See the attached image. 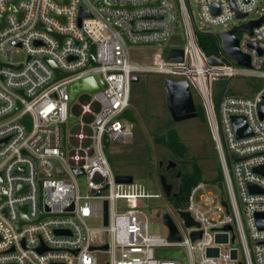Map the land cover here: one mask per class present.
Instances as JSON below:
<instances>
[{"label":"built area","instance_id":"1","mask_svg":"<svg viewBox=\"0 0 264 264\" xmlns=\"http://www.w3.org/2000/svg\"><path fill=\"white\" fill-rule=\"evenodd\" d=\"M195 1L201 23L198 32L207 33L205 25H226L236 19L242 21L234 25L239 26L264 16L261 0ZM12 2L14 8L9 9ZM187 3L0 0L4 15L0 25V264H98L94 251L109 253L104 264H184L181 258L155 255L156 248L168 247L180 248L187 264H264V228L256 219L257 213H264V115L258 112L264 105V83L251 97L223 93L216 103L210 91L211 81L236 75L264 81V21L251 33L240 31L237 36L235 32L239 50L250 58V66H241L223 50L219 36L216 53L206 55L199 49ZM81 11L86 15L79 18ZM176 11L183 46H171L147 63L132 61L130 47L166 44ZM251 13L258 15L247 20ZM174 47L182 49L181 61L168 59ZM92 49L95 63L89 65ZM18 50L24 51L25 59L14 63L10 59ZM209 58L218 63H210ZM47 60L64 76L56 79V69ZM146 73L170 76L164 86L165 106L174 122L179 121L166 105L167 81H185L192 99L193 90L199 95L224 179L221 187L216 185L220 194L206 189L203 182L191 189L185 207L179 209L188 212L195 225H185L187 236L175 225L176 241L168 238L169 230L165 236L147 231L137 199L156 194L135 191L133 180L117 182L104 151L105 145L134 136L131 123L119 115L131 109V84ZM98 74L104 85L98 80L96 91H81L75 97L80 103H69V84ZM235 116L245 118L249 135L237 136ZM79 176L86 179V194L80 193ZM124 184L133 189L117 191ZM250 185L256 191L251 192ZM119 199L124 200L122 211L116 210ZM24 206L27 221L18 229ZM92 218L100 220L99 227L89 225ZM98 232L105 233L107 240L95 241ZM193 232H199V237L192 238ZM238 244L243 259L237 256Z\"/></svg>","mask_w":264,"mask_h":264},{"label":"rangeland","instance_id":"2","mask_svg":"<svg viewBox=\"0 0 264 264\" xmlns=\"http://www.w3.org/2000/svg\"><path fill=\"white\" fill-rule=\"evenodd\" d=\"M188 3L191 24L195 29V34H199L196 27L201 26V23L197 14V3L195 0H188ZM257 15L251 13L246 19H251ZM239 23H242V21L233 19L228 21L226 25L203 26V30L210 34L205 40L207 47L215 45V36H219V33L227 31ZM181 25L180 14L176 11L173 33L166 44L162 47L132 46L128 50L130 59L138 63H147L154 58L155 54L164 55L171 46L182 47L184 40ZM240 34V31H236L237 36ZM24 59V51L18 50L12 53L10 60L17 63ZM224 61L226 60L224 59ZM167 78H170V76L159 73H146L140 75L139 80L131 84L130 107L135 114L136 121L129 126L133 130L134 136L126 139L124 143L111 142L109 145L104 146V151L114 174H130L133 177L132 185L136 186L135 191L156 194L153 197L137 199L140 206L139 210H141L147 222V231L165 236L168 228L162 220V213L167 211L182 236H187L188 230L185 227L183 218L180 217L177 211L179 208L185 207L186 201L175 204L174 197H167L164 194L159 181V174H165V170L164 165L159 166L158 162L162 161L164 164L168 160H173L178 163L181 171L185 170L192 162H195L200 167L201 181L204 183L205 188L213 193H221L216 185L223 182L224 179L199 95L193 90V100L201 115L179 122L172 121L165 106L164 86ZM263 83L264 81L261 78L242 75H236L228 80L211 81V99L216 103L223 93L251 97L262 88ZM74 103H80V98L77 97ZM26 126L27 129L31 126L29 118L26 120ZM166 129L174 130L180 141L186 146L185 162L171 158L167 149L155 144L154 135L163 133ZM54 166L62 168L58 162H55ZM77 181L80 193L86 194L85 177L79 176ZM132 189L133 186L124 184L117 191L130 192ZM223 196L227 197L225 187L223 188ZM122 204H124V200L119 199L116 201L117 211L123 210ZM88 223L92 227L100 226V220L96 218L89 219ZM94 239L97 242L106 241L107 235L98 232ZM93 255L96 257L98 264H104L109 259V253L104 251H94ZM237 256L240 259L244 258L239 244Z\"/></svg>","mask_w":264,"mask_h":264},{"label":"water","instance_id":"3","mask_svg":"<svg viewBox=\"0 0 264 264\" xmlns=\"http://www.w3.org/2000/svg\"><path fill=\"white\" fill-rule=\"evenodd\" d=\"M13 8H14V2L10 3V6H9V9H13ZM213 10H215L214 7H213ZM84 15H86V12L81 11L79 14V18H81ZM3 16H4L3 14H0V25L2 24ZM244 16L245 14H237V17H244ZM261 21H264V16L258 20L249 21L246 24L234 26L228 31L219 33V39L221 41V46L223 50L229 56L234 58L236 62L241 66H246V67L250 66V58L247 54H244L239 50L238 39L235 35V32L236 31H248L249 33H251L252 27L257 26ZM156 45H162V43L153 44V45L151 44V45H146V46H156ZM182 55H183L182 49L178 47H174L170 51L168 59L170 61H181ZM47 61L54 69H56V66L52 61L50 60H47ZM209 62L218 63L217 60H215V58H209ZM94 63H95L94 51L92 49L89 65H94ZM56 72H57L56 79L64 76V74L59 73L57 69H56ZM136 79L137 78L135 77L134 80ZM98 80L102 82V84L104 85V82L100 74H98L96 77L88 76L83 79L70 83L68 86L69 103H72L75 97L77 96V94L81 91H88V92L96 91L99 88ZM166 105L175 121L192 118L197 115L195 111V106L193 103L191 92L189 91L188 84L185 81L177 82V83H174L172 81H167ZM19 107L20 106L18 104L15 110H17ZM258 112H259L260 117L264 115V105L259 107ZM119 117L126 119L130 123H134L136 121V118L132 110L129 108L125 109L119 115ZM73 121H74V118L70 116L69 122H73ZM232 122H233L234 129L238 137L246 136L251 133L244 117L235 116L232 118ZM104 143L105 144L107 143L106 136L104 137ZM175 165H176L175 161L169 160L166 167L169 168ZM75 171L77 174L82 173L81 170L79 169H75ZM255 171L260 172L261 170L260 168H255ZM132 180H133V177L131 175H117L116 176V181L119 183H131ZM159 181L163 189V192L167 197H169L170 195H175V194H171L172 185L166 181L164 174L159 175ZM218 186L221 187V183H218ZM249 190L251 192L256 191L253 185L249 186ZM223 204L226 205L225 202H223ZM25 210H26L25 206L21 208L22 218L17 223L18 229L23 222L27 221L25 217ZM177 211L179 215L184 219L186 226L195 225L188 212L180 210V209H178ZM256 219H257L258 225L264 228V213H257ZM162 220L169 230L168 238L173 241L179 240V233L177 231V228L167 211H164L162 213ZM104 223L107 224V202L104 203ZM229 228H230L229 226L225 227V229H229ZM57 232L59 233V231ZM199 235H200L199 232H193L192 238L199 237ZM93 248L94 247H91V249ZM102 248H106V246L104 245L102 246ZM155 255L157 257H163V258H181L184 264H187L185 254L178 247L156 248Z\"/></svg>","mask_w":264,"mask_h":264},{"label":"trees","instance_id":"4","mask_svg":"<svg viewBox=\"0 0 264 264\" xmlns=\"http://www.w3.org/2000/svg\"><path fill=\"white\" fill-rule=\"evenodd\" d=\"M209 35L210 34L204 32L195 34L196 43L199 49L206 55H212L218 50L217 36H215V45L207 47L205 40L209 37ZM197 111L198 115H201L200 110ZM153 140L155 144L167 149L171 158H174L177 161L179 160L185 162L186 146L180 141L174 130L166 129L163 133H156ZM164 175L166 176V174ZM201 180L200 167L195 162H192V164H190L185 170L181 171L178 180L180 193L174 197V203L179 204L186 201L191 189L199 182H202Z\"/></svg>","mask_w":264,"mask_h":264},{"label":"flooded vegetation","instance_id":"5","mask_svg":"<svg viewBox=\"0 0 264 264\" xmlns=\"http://www.w3.org/2000/svg\"><path fill=\"white\" fill-rule=\"evenodd\" d=\"M167 163L163 164L162 161H159L158 165L159 166H163L164 165V170H165V174H166V176H165L166 177V181L169 182L172 185L171 194H175V195H170V196L175 197L177 194L180 193L178 180H179V177H180V174H181V170H180L179 165H178L177 162H175L176 163L175 166L169 167V168L166 167Z\"/></svg>","mask_w":264,"mask_h":264}]
</instances>
